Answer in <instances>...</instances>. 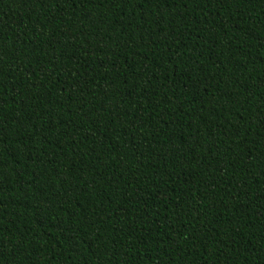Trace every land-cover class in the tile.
<instances>
[{
	"label": "trees",
	"instance_id": "trees-1",
	"mask_svg": "<svg viewBox=\"0 0 264 264\" xmlns=\"http://www.w3.org/2000/svg\"><path fill=\"white\" fill-rule=\"evenodd\" d=\"M0 264H264V0H0Z\"/></svg>",
	"mask_w": 264,
	"mask_h": 264
}]
</instances>
